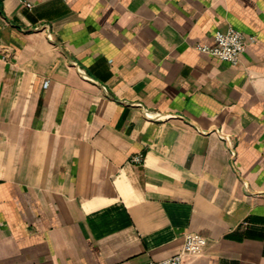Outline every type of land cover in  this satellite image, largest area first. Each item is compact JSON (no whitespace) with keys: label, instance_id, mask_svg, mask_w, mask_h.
Segmentation results:
<instances>
[{"label":"crops","instance_id":"crops-1","mask_svg":"<svg viewBox=\"0 0 264 264\" xmlns=\"http://www.w3.org/2000/svg\"><path fill=\"white\" fill-rule=\"evenodd\" d=\"M229 26L239 64L194 47ZM186 232L182 264H264V0H0V264H149Z\"/></svg>","mask_w":264,"mask_h":264},{"label":"built area","instance_id":"built-area-1","mask_svg":"<svg viewBox=\"0 0 264 264\" xmlns=\"http://www.w3.org/2000/svg\"><path fill=\"white\" fill-rule=\"evenodd\" d=\"M25 6L32 7V3L24 2ZM253 40V37H247L245 33L229 26L226 30H216L213 34L212 44H195V48L203 53L215 56L221 60L227 61L232 65H237L240 62L241 54L245 51L247 40ZM7 57V56H6ZM49 80H45L44 87H47ZM159 120L164 118L157 113L153 116ZM143 160L142 154L132 156L131 161L140 163ZM207 239L205 236L186 232L184 234L183 244L181 249L174 255L158 261H151L149 264H182L186 255L201 254L205 251Z\"/></svg>","mask_w":264,"mask_h":264}]
</instances>
